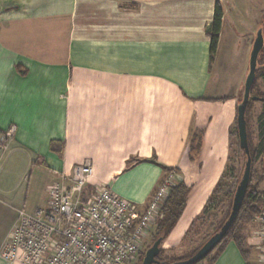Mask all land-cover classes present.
<instances>
[{"label":"crops","instance_id":"obj_1","mask_svg":"<svg viewBox=\"0 0 264 264\" xmlns=\"http://www.w3.org/2000/svg\"><path fill=\"white\" fill-rule=\"evenodd\" d=\"M261 11L262 0H0V129L16 126L0 161V247L19 210L46 207L50 186L89 160L87 190L108 185L140 211L176 171L189 192L160 249L190 257L202 244L191 225L228 169ZM251 238L247 257L229 240L210 264H264Z\"/></svg>","mask_w":264,"mask_h":264},{"label":"built area","instance_id":"obj_2","mask_svg":"<svg viewBox=\"0 0 264 264\" xmlns=\"http://www.w3.org/2000/svg\"><path fill=\"white\" fill-rule=\"evenodd\" d=\"M16 126L0 129V161L14 138ZM92 162L75 165L49 189L44 208L18 217L0 247L8 264H136L152 234L178 174H166L143 211L108 185L88 192ZM252 243L264 260V210L253 219Z\"/></svg>","mask_w":264,"mask_h":264},{"label":"trees","instance_id":"obj_3","mask_svg":"<svg viewBox=\"0 0 264 264\" xmlns=\"http://www.w3.org/2000/svg\"><path fill=\"white\" fill-rule=\"evenodd\" d=\"M222 19H223V10H222L219 2H217L216 10H215V16H214V20H213V23L211 26V32H210V36H211L210 52H211L212 56L216 53L217 48H218L219 34L221 31V27H222ZM263 50H264V47H263V49L259 55V60H258L259 64H260V58H261V55L263 53ZM260 67H261V65H260ZM260 67L257 70V75H258V72L260 70ZM256 81H257V77H256V80H255L252 88H251V95L252 96H259L257 93H255V90H254ZM252 102H253V100H251L249 105H248L246 117L248 116V111L251 107ZM262 102L264 103V97H263ZM261 117H262V119H264V111L262 112ZM236 123H237V118H236ZM247 123H248V119H247ZM236 128H237V124H236ZM237 135H238V128H237ZM191 136L193 138L192 141L196 142V145L192 146V153H193V152L198 151V149L200 147L201 139L195 133L194 134L192 133ZM248 137H249V134H248ZM238 144L240 147L239 137H238ZM249 148H250V153H251L252 162H253L254 158L258 157V155H255V156L253 155L252 148L250 145V141H249ZM231 173H233V169H228V172L226 174H224V177L220 181V184L215 188L210 199L208 200L206 207L204 208L202 216L197 218L192 223L191 229L193 231L194 230L197 231L196 227H197V225H199L198 223L203 222L204 221L203 218L206 215H208L209 210L211 209V207H213L214 203L218 199L217 195L221 191V188L223 185L222 184L223 180L229 176L231 177L232 176ZM252 176H253V168L251 170V179H250L249 187H248V190L246 192L245 198L243 200L242 206H241L240 211L238 212L235 220L233 221L231 227L229 228L225 238L207 257H205L203 260H201L195 264H202L203 262H208V264H210L213 260H215V258L218 256L219 252L224 248V246L226 245V243L229 240H233L234 242H236L237 245L239 246L240 250L244 254V256L247 257V254L249 253V250L247 248V246H248V243H247L248 228L253 225L254 216L257 213H260L261 211L264 210V191L258 190L252 184ZM239 181L236 184L232 199H231L229 207L225 213V216L220 221V223L218 224V226L214 230V232L200 245V247L213 234L218 232L221 229V227L224 225V223L228 220V218L231 214V210H232L234 194H235V191H236V188H237ZM188 192H189V187L185 184H182V183L177 184L172 188L168 199L166 200L165 204L163 205V207L161 209L160 216H159V218L157 220V224L155 226V232H154V235L152 238V243H151V245H149L147 247V249L149 247H151L153 245V243L155 242V240L158 239L159 237H161L163 240L170 233V231L174 228V226L176 225L177 221L179 220V218L181 217V215L184 211ZM147 249H145L143 251V253L139 257V260L136 264L142 263L143 258L145 256V252ZM161 252H162V250L160 249V254H161ZM195 252H193L190 256H192ZM158 259L161 261V263H159V264H173L175 261L179 260V259H173V258H166V259L161 260L159 258V256H158Z\"/></svg>","mask_w":264,"mask_h":264},{"label":"rangeland","instance_id":"obj_4","mask_svg":"<svg viewBox=\"0 0 264 264\" xmlns=\"http://www.w3.org/2000/svg\"><path fill=\"white\" fill-rule=\"evenodd\" d=\"M239 12L241 13V17L246 23V27L249 24V11L243 9V11L239 8ZM261 19H262V30L264 36V0H262V11H261ZM242 32V31H240ZM245 43V39L242 35L238 36L236 43L234 44V51L236 52V56L243 49V45ZM234 52V53H235ZM260 70L257 75V81L255 84V93H257L262 98L264 97V50L260 58ZM245 87V86H244ZM244 97V89L241 92L240 103L242 102ZM264 111V103L259 100H253L251 103V107L248 111V134L249 141L252 148L253 155H258V157L254 158L252 163L253 168V176H252V184L258 189L264 191V119H262L261 114ZM236 121L233 125L232 131V150L230 153V161L228 164V169H233V173H231V177H227L223 180V185L221 191L217 195V200L214 203L213 207L209 210L208 215H206L203 219V222H199L197 225V231L200 233L199 242L203 243L217 228L220 221L225 216V213L229 207L230 201L232 199L235 187L237 182L242 177V173L244 170L246 155L244 151L239 147L238 144V135L236 128ZM228 169L226 173L228 172ZM225 173V174H226ZM93 190V189H91ZM88 191V192H91ZM256 230V226L252 225L248 228L247 236L252 237L254 231ZM153 233L145 242L144 250L147 249L149 245L152 243V238L155 232V228L152 231ZM159 258L161 260L166 259L167 256L165 254H160ZM187 258V257H185ZM182 258V259H185ZM202 264H208V262H203Z\"/></svg>","mask_w":264,"mask_h":264},{"label":"water","instance_id":"obj_5","mask_svg":"<svg viewBox=\"0 0 264 264\" xmlns=\"http://www.w3.org/2000/svg\"><path fill=\"white\" fill-rule=\"evenodd\" d=\"M264 47V36L263 30H260L257 33L253 49L250 57V68L249 74L247 76L244 88V97L241 103L238 105V114H237V128H238V137L241 149L244 151L246 155V162L244 166V170L242 173V177L237 185L231 214L228 220L224 223L221 229L213 234L192 256L179 259L175 261L173 264H195L199 261L203 260L207 257L225 238L229 228L231 227L233 221L235 220L240 208L242 206L243 200L245 198L246 192L249 187L250 179H251V170H252V157L249 148V138H248V123H247V109L251 100H263L259 96L251 95V88L257 77V70L260 67L259 64V55ZM162 242V238L159 237L155 240L153 245L149 247L143 258L141 264H159L161 261L158 259L160 255V244Z\"/></svg>","mask_w":264,"mask_h":264},{"label":"flooded vegetation","instance_id":"obj_6","mask_svg":"<svg viewBox=\"0 0 264 264\" xmlns=\"http://www.w3.org/2000/svg\"><path fill=\"white\" fill-rule=\"evenodd\" d=\"M260 98H262L261 96H259ZM259 101H262V100H259Z\"/></svg>","mask_w":264,"mask_h":264}]
</instances>
